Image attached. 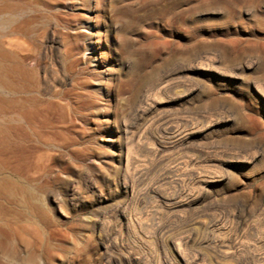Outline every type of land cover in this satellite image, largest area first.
<instances>
[{
  "label": "rangeland",
  "instance_id": "1",
  "mask_svg": "<svg viewBox=\"0 0 264 264\" xmlns=\"http://www.w3.org/2000/svg\"><path fill=\"white\" fill-rule=\"evenodd\" d=\"M0 3L52 102L0 155V264H264V0Z\"/></svg>",
  "mask_w": 264,
  "mask_h": 264
},
{
  "label": "bare ground",
  "instance_id": "2",
  "mask_svg": "<svg viewBox=\"0 0 264 264\" xmlns=\"http://www.w3.org/2000/svg\"><path fill=\"white\" fill-rule=\"evenodd\" d=\"M0 2H2V0H0ZM0 6H1V3H0ZM6 20L9 21L8 19H6ZM3 23L7 24V23H5L4 19H2V22H0V25H2ZM6 31H8V30H6ZM5 34L6 33L4 32V30H0V37H3ZM7 44L10 46H13V48L17 45L16 42H13L11 40H8ZM14 44H16V45H14ZM19 44L20 43H18V45ZM17 46L15 47V50H17L16 49ZM11 53L2 48V41L0 40V155H3L9 151L16 152L15 150H17V154L21 155L23 158V157H26V156H24V155H26L25 151L27 152V148L29 147L26 145V143L32 141L35 138H36V141L38 140L37 142H39V139L41 138L40 131L37 129L38 126H36L37 124H35V118L38 117L39 114L42 112H43V115H44V113H47L48 110H50V109H48V107L50 108V106H52L51 105L52 102L49 101L50 102L49 103V102H47L49 99L46 101L43 98L46 101V103H49V106H47L46 104L44 105V109L47 107V112H44L43 110H42V112L40 111L42 108L41 107L42 105L40 106L41 108L39 107L40 108L39 109L36 106V102L39 101V99L42 97V95L40 94L41 96L38 99V96L36 94H34L35 91L34 90H33L34 92L31 91V89H33V88H31L30 84L33 85V83H34V85H37L36 86L37 88L36 89L34 88L36 90V92H39V93L43 92L44 93L46 90L45 83L44 82L41 83L39 79H38L39 82H37V84L35 83L36 81H30L32 79L33 74H35V73H33L32 70H30V71L33 74L29 73V71L27 69H30V68L29 67L26 68V66L25 67L22 66L20 64L21 62L17 61L20 58V56L17 58V60H14L15 58L13 57L14 59L12 58L13 60L12 61L10 60L11 62L6 61L8 58L11 59V57H12ZM14 53L16 54V52H14ZM7 62H9V63H7ZM36 77H38V76H36ZM43 99H42V101H43ZM43 103H45V102H43ZM37 104L39 106V103H37ZM45 111H46V109H45ZM39 117H41V114ZM44 120H46V119H44ZM44 125H46V124H44ZM44 125H42L41 128H43ZM44 135H47V134H44ZM49 138H47L45 141H47ZM33 141L35 142V140H33ZM40 141L43 142V139H41ZM37 142L34 144H37ZM50 142H49V144H50ZM30 145H32V143ZM38 145H40V144H38ZM45 146H47V145H45ZM33 147H35V146H33ZM34 149L37 150L38 147L36 146ZM34 149H32V150H34ZM42 151H43V149H42ZM19 152H24V155L20 154ZM34 153L35 154H33L32 157H34V155L36 156L35 150H34ZM21 156L19 158H21ZM2 162L3 161H0V163H2ZM2 164H5V163H2ZM21 165H23V164H21ZM4 166L2 165L1 169ZM35 166H37V164ZM16 170H18V169H16ZM16 170L14 172L19 171V170L18 171H16ZM20 173L21 172H19V174ZM6 174H4V176ZM16 174H18V173H16ZM19 177H20V175L18 176V178ZM12 179H14V178L12 177ZM20 179H21V177H20ZM20 179H18V180H20ZM0 180H2L3 182H10V178L9 177L7 178V176L1 177ZM2 181L0 182L1 184H3ZM14 182H16V184L18 183V181H14ZM19 186H20V188H23L21 186V184Z\"/></svg>",
  "mask_w": 264,
  "mask_h": 264
}]
</instances>
